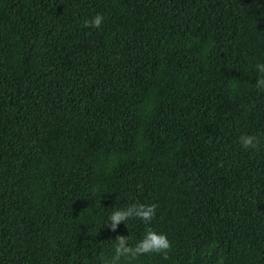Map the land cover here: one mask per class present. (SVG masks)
Returning <instances> with one entry per match:
<instances>
[{"label":"trees","instance_id":"trees-1","mask_svg":"<svg viewBox=\"0 0 264 264\" xmlns=\"http://www.w3.org/2000/svg\"><path fill=\"white\" fill-rule=\"evenodd\" d=\"M257 62L264 0H0V264H101L149 227L170 248L131 264H264ZM132 202L155 215L110 230Z\"/></svg>","mask_w":264,"mask_h":264},{"label":"clouds","instance_id":"clouds-1","mask_svg":"<svg viewBox=\"0 0 264 264\" xmlns=\"http://www.w3.org/2000/svg\"><path fill=\"white\" fill-rule=\"evenodd\" d=\"M104 17L100 13L94 14L90 19H85L84 24L99 27ZM257 77L253 84L257 89H264V62H257L254 67ZM239 143L243 148L256 149L260 143L256 135H241L238 137ZM156 205L154 203L132 202L124 207L112 209L105 221V225L110 230H115L118 224L125 222L129 218H138L149 222L155 215ZM110 222V223H109ZM130 235L117 234L111 244V255L102 259L101 264H121L126 261L131 264L137 257L151 252H164L170 248V241L163 232L156 231L150 227L145 230L143 235L130 242Z\"/></svg>","mask_w":264,"mask_h":264}]
</instances>
